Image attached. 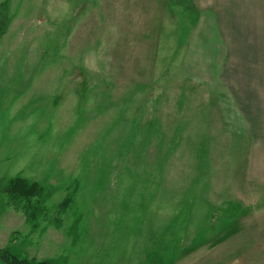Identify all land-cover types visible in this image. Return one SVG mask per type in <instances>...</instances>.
Instances as JSON below:
<instances>
[{
  "label": "rangeland",
  "instance_id": "374dc122",
  "mask_svg": "<svg viewBox=\"0 0 264 264\" xmlns=\"http://www.w3.org/2000/svg\"><path fill=\"white\" fill-rule=\"evenodd\" d=\"M162 4L8 0L0 248L53 264H264L230 83L186 65L196 12ZM17 176L40 184L31 202L3 190Z\"/></svg>",
  "mask_w": 264,
  "mask_h": 264
},
{
  "label": "crops",
  "instance_id": "0c3cea01",
  "mask_svg": "<svg viewBox=\"0 0 264 264\" xmlns=\"http://www.w3.org/2000/svg\"><path fill=\"white\" fill-rule=\"evenodd\" d=\"M132 1L162 2L161 13L169 11L171 2L196 12L181 47L188 51L186 65L219 67L210 80L230 83L232 102L243 121L247 188L264 195V0ZM171 10V17L178 16Z\"/></svg>",
  "mask_w": 264,
  "mask_h": 264
},
{
  "label": "trees",
  "instance_id": "16d2710c",
  "mask_svg": "<svg viewBox=\"0 0 264 264\" xmlns=\"http://www.w3.org/2000/svg\"><path fill=\"white\" fill-rule=\"evenodd\" d=\"M10 23L8 11V0L0 3V38L7 32ZM3 184V190L11 194L14 198H19L31 202L41 192V186L37 182H31L23 177H14ZM68 199L65 201V203ZM64 203V204H65ZM27 219L30 221L34 217L29 213L28 207ZM0 259L5 264H53L52 260H41L20 258L13 254L8 247L0 248Z\"/></svg>",
  "mask_w": 264,
  "mask_h": 264
}]
</instances>
